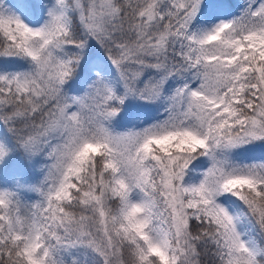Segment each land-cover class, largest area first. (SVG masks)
Listing matches in <instances>:
<instances>
[{
  "label": "snow or ice",
  "instance_id": "1",
  "mask_svg": "<svg viewBox=\"0 0 264 264\" xmlns=\"http://www.w3.org/2000/svg\"><path fill=\"white\" fill-rule=\"evenodd\" d=\"M0 264H264V0H0Z\"/></svg>",
  "mask_w": 264,
  "mask_h": 264
}]
</instances>
